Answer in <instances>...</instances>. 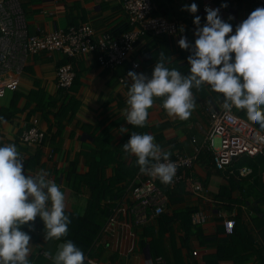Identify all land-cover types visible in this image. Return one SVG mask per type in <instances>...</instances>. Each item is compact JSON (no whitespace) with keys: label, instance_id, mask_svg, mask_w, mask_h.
<instances>
[{"label":"crops","instance_id":"obj_1","mask_svg":"<svg viewBox=\"0 0 264 264\" xmlns=\"http://www.w3.org/2000/svg\"><path fill=\"white\" fill-rule=\"evenodd\" d=\"M205 1L219 9L221 18L232 24L233 34L235 27L252 11L264 7L255 0H154L157 14L183 23V32L180 28L176 36H144L129 60L114 70L99 68L96 54L76 57L71 62L75 74L74 85L67 91L56 87V69L66 61L64 55L60 52L38 53L28 59L16 88L5 87L0 91V108L4 109L10 105L13 95H19L18 112L11 120L0 124V146L14 143L18 151L27 156L24 162L26 175H35L41 169L46 171L65 194L66 212L81 215L85 211L90 190L80 176L89 173L93 161L102 164L99 169V174H103L101 182L114 181L112 184H116L115 179L120 181L116 184L121 187L120 193L113 192L101 204L128 191L139 171L136 157L123 150L132 133L153 135L155 143L171 153L170 158L176 155L191 156L194 150L192 139H196V146L202 145L208 123L203 108L211 104L220 109L223 103L221 94L213 92L208 85L192 89L196 107L186 121L170 117L162 107L163 98L155 99L143 128L127 124L126 110L131 83L127 73L135 71L150 78L158 54L162 51L172 58L167 65L169 68H175L185 75L189 73L187 58L191 52L180 49L178 41L185 36L194 44L196 26L193 24L194 15L183 9L196 3L198 12L195 15L201 18L202 27L206 23V16L201 13ZM21 2L31 36L42 37L54 28L66 29L82 23L90 24L96 35L104 32L118 34L125 29L127 22L119 0ZM222 4L227 7H221ZM229 17L233 19L229 20ZM132 62H137L138 68L134 69ZM5 82V79H0V87ZM43 98L46 100L43 101ZM52 100L55 101L53 105ZM38 103L50 105L39 108ZM62 104L68 113L64 119L57 115ZM233 112L259 128V125L248 121L245 111L234 108ZM33 117L38 118L37 127L45 133V138L41 145L25 148L20 144L19 137ZM121 127L127 128L128 132L120 134L118 129ZM243 166L252 170L248 177L229 176L232 172L226 174L211 153L203 148L192 171L208 189L207 199L193 195L187 184L174 190L165 184L160 186L169 201L162 215L179 216L196 208L208 216L206 223L197 225L195 231H188V234L179 220L163 234L159 231L158 218L151 219L145 226H127L117 236H100L87 260L95 264H214L219 248L231 242L233 255L236 257L240 254L245 259L242 264H264V204H255L263 199V196L259 198V194L264 190V153L252 159V166ZM72 170L78 175L77 179L74 174H69ZM125 172H132L131 177L123 178ZM77 181L78 185L75 183ZM223 189L228 198L226 202L220 198ZM80 200L85 203L80 204ZM226 219L234 220V235H225L223 223ZM22 230L31 236L29 264H53L59 243L54 239H45L43 222L37 217L34 223L22 226ZM251 237L253 243L250 245L248 239ZM225 242L228 243L222 245ZM158 258L161 262L157 261Z\"/></svg>","mask_w":264,"mask_h":264},{"label":"clouds","instance_id":"obj_2","mask_svg":"<svg viewBox=\"0 0 264 264\" xmlns=\"http://www.w3.org/2000/svg\"><path fill=\"white\" fill-rule=\"evenodd\" d=\"M183 10L194 15L196 26L194 44L185 36L178 41L180 49L191 52L187 58L189 73L169 68L172 58L163 51L150 78L129 71L127 124L145 127L156 98H163L162 107L170 117L186 121L196 107L192 89L208 85L221 94L224 115L234 119V108L245 111L248 121L259 125L256 139L264 142V7L252 11L235 27L234 34L232 24L221 18L219 9L205 8L202 27L201 18L195 15L196 3ZM0 123L6 121L0 119ZM118 132L125 134L128 129L121 127ZM123 150L136 157L141 174L165 185L173 182L176 166L170 160L171 153L156 144L153 135L132 133ZM37 217L43 222L45 239L60 240L68 235L71 220L61 187L43 169L26 175L24 158L16 145L4 144L0 146V264H29L31 236L22 226L34 223ZM85 260L84 252L67 240L59 244L53 264H85ZM87 264L95 262L87 260Z\"/></svg>","mask_w":264,"mask_h":264},{"label":"built area","instance_id":"obj_3","mask_svg":"<svg viewBox=\"0 0 264 264\" xmlns=\"http://www.w3.org/2000/svg\"><path fill=\"white\" fill-rule=\"evenodd\" d=\"M126 13L130 29L122 33L104 32L96 35L88 23L70 26L66 29L54 28L42 37L28 34V22L21 0H0V79L6 82L0 87L15 89L28 59L38 53L60 52L67 62L56 69V87L58 90H69L75 80L71 60L79 56L96 54L98 67L114 70L129 60L138 41L146 35L176 36L183 23L165 16L153 15L156 6L153 0H119ZM264 4V0H255ZM216 9L205 1L201 13L205 16V8ZM134 69L137 62L131 63ZM203 112L208 117L207 129L204 131L202 145L196 146L191 156L176 155L170 160L176 166V173L168 188L187 184L190 192L200 198L207 199L209 192L191 171L195 161L204 148L211 153L214 160L224 172H232L229 168L242 157L254 158L264 153V142L256 139L259 128L237 117L228 119L222 108L207 104ZM38 118L33 117L29 125L20 134L19 142L25 148H34L42 144L45 133L38 129ZM264 135V133H261ZM24 162L27 156L21 153ZM252 170L248 166L238 168L237 176L248 177ZM128 191L114 200L106 199L102 206L109 209L105 222L94 241L100 236H117L127 226H145L151 219L162 215L168 204V198L160 186L159 179L141 174L140 170L132 180ZM121 218V219H120ZM208 216L199 209L191 215L194 225L206 223ZM225 235H232L234 220L226 219L223 223ZM87 255L85 258L87 261ZM157 261L161 262L158 258ZM87 264V263H85Z\"/></svg>","mask_w":264,"mask_h":264},{"label":"trees","instance_id":"obj_4","mask_svg":"<svg viewBox=\"0 0 264 264\" xmlns=\"http://www.w3.org/2000/svg\"><path fill=\"white\" fill-rule=\"evenodd\" d=\"M155 6L157 7L156 3H155ZM157 10L158 8H156V11L153 13V15H158ZM124 27L125 29L122 32L128 31L130 29V25L128 24V21L125 23ZM146 36H150V35H146ZM159 37H162V36L153 37V38H159ZM66 62L67 60L66 61L64 60L61 64H64ZM71 62L73 61L71 60ZM73 85H74V82H73ZM18 98H19L18 94L13 95V98L11 99L10 105L8 106V108L7 109L0 108V119H2L3 121H9L15 116V114L18 112V109H17ZM42 100L44 101L46 100V98H43ZM53 103H55V101L52 100L51 104L53 105ZM49 105L50 103H48L47 105L44 103L37 104L39 108H42V106L45 107ZM24 108L25 107H23V111H24ZM30 114H32V112H30ZM67 114L68 113H67L65 106H63L62 104L59 111L57 112V115L62 117V119H64ZM244 164L252 166V158L242 157L241 159H238L236 162H234L232 165V167L234 168L232 171L233 175L229 174V176H235V175L237 176L238 168L243 166ZM101 166H102L101 163L93 161L91 164V169L89 173L87 175L80 176V179L82 178L81 181H84V183L86 184V187L90 190V198L87 201L85 211L81 215L66 212V214L69 216L71 220V223L68 226V235L66 237H62L60 240L55 239L59 243H63L67 240H71L78 248H80L84 252V255L89 254L90 251L92 250L94 241L101 229V226L105 222V219L109 212L108 208H104V206H102L101 201L104 200L106 197H111L113 195V192L117 191L119 194L121 191L120 190L121 187L119 188L116 186V184L120 182L117 179H115V182H117L116 184H112L114 181H109L108 183L106 181L101 182L102 180L101 177L103 175V174H99V169L101 168ZM227 173L228 172L226 171V174ZM69 174L70 175L74 174L73 176L75 177V179L78 178L77 177L78 175L73 170ZM131 175H132V172L130 173L125 172V175L123 176V178L131 177ZM75 183L77 184L79 182L77 181ZM236 184L237 183H235V185ZM161 186H162V183H161ZM230 186L231 188L232 186H234L233 179L230 180ZM75 189H77L76 186H75ZM222 193L223 194L220 195L222 197L220 198L222 201L226 202L228 198L225 197V189H223ZM262 196H263V199H260L255 204H258V203L264 204V190H262L261 193L259 194V198H261ZM196 211H197L196 208L191 209V210L189 209L187 210L186 214L184 212L182 215L180 214L179 216H174V217L167 216V215H162V216L160 215L158 217V226L160 229L159 230L160 233L163 234L164 232H166V230H170V226L176 220H179L182 223V225L184 226V229L186 230V234H188V231L189 233H191L192 231H195V228L198 226L192 223L191 215ZM232 235H234V232ZM252 240H253L252 237L248 239L250 245L253 243ZM227 243L228 242H225L222 245H226ZM260 255L262 256V252L260 253ZM244 260L245 259L242 258L240 254H237L236 257L235 255H233V248H232L231 242H229L225 247L221 246L219 248L214 264H242ZM227 262H232V263H227Z\"/></svg>","mask_w":264,"mask_h":264},{"label":"rangeland","instance_id":"obj_5","mask_svg":"<svg viewBox=\"0 0 264 264\" xmlns=\"http://www.w3.org/2000/svg\"><path fill=\"white\" fill-rule=\"evenodd\" d=\"M79 202H80V204H82V205L85 203V201H83V200H80ZM78 209L80 210V208H78ZM54 241L57 242V243H59V242L56 241L55 239H54ZM59 244H61V243H59ZM44 250H46V248H45Z\"/></svg>","mask_w":264,"mask_h":264}]
</instances>
